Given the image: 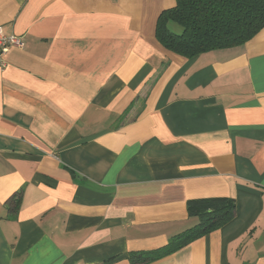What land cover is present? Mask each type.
<instances>
[{
  "label": "crops",
  "instance_id": "obj_1",
  "mask_svg": "<svg viewBox=\"0 0 264 264\" xmlns=\"http://www.w3.org/2000/svg\"><path fill=\"white\" fill-rule=\"evenodd\" d=\"M177 0H0V264H132L236 199L220 229L143 264H264V28L193 58L156 36Z\"/></svg>",
  "mask_w": 264,
  "mask_h": 264
},
{
  "label": "trees",
  "instance_id": "obj_2",
  "mask_svg": "<svg viewBox=\"0 0 264 264\" xmlns=\"http://www.w3.org/2000/svg\"><path fill=\"white\" fill-rule=\"evenodd\" d=\"M176 22L183 31H172ZM264 28V0H177L157 22L156 36L168 50L193 58L199 54L245 44ZM236 199L228 196L193 198L187 211L198 223L174 236L161 249L130 254L132 264L152 261L191 241L216 231L234 219Z\"/></svg>",
  "mask_w": 264,
  "mask_h": 264
},
{
  "label": "built area",
  "instance_id": "obj_3",
  "mask_svg": "<svg viewBox=\"0 0 264 264\" xmlns=\"http://www.w3.org/2000/svg\"><path fill=\"white\" fill-rule=\"evenodd\" d=\"M26 42L23 36L12 34L6 35L0 28V69L4 70L8 66L7 52L11 48L24 49Z\"/></svg>",
  "mask_w": 264,
  "mask_h": 264
},
{
  "label": "rangeland",
  "instance_id": "obj_4",
  "mask_svg": "<svg viewBox=\"0 0 264 264\" xmlns=\"http://www.w3.org/2000/svg\"><path fill=\"white\" fill-rule=\"evenodd\" d=\"M170 27H171L172 31H174L176 33H181L183 31L182 26L176 22H171Z\"/></svg>",
  "mask_w": 264,
  "mask_h": 264
}]
</instances>
